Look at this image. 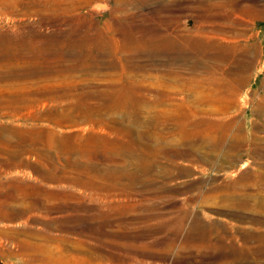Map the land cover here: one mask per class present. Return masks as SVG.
I'll list each match as a JSON object with an SVG mask.
<instances>
[{
  "label": "rangeland",
  "instance_id": "rangeland-1",
  "mask_svg": "<svg viewBox=\"0 0 264 264\" xmlns=\"http://www.w3.org/2000/svg\"><path fill=\"white\" fill-rule=\"evenodd\" d=\"M17 93L0 264H264V0H0Z\"/></svg>",
  "mask_w": 264,
  "mask_h": 264
},
{
  "label": "bare ground",
  "instance_id": "bare-ground-1",
  "mask_svg": "<svg viewBox=\"0 0 264 264\" xmlns=\"http://www.w3.org/2000/svg\"><path fill=\"white\" fill-rule=\"evenodd\" d=\"M114 97V96H112ZM127 101V100H126ZM28 102V99L23 96V95H18L17 94H14V95H10L9 97H3L1 96L0 94V108L4 107L5 108H10V107H20L21 104H25ZM111 104V103H110ZM124 105V104H123ZM79 106V105H78ZM86 110V109H85ZM69 112V111H68ZM18 113V112H17ZM60 114V113H59ZM84 114V113H83ZM62 115V114H61ZM65 116V115H64ZM63 116V117H64ZM76 116V115H75ZM92 117V116H91ZM56 118V117H55ZM80 118V117H79ZM82 118V117H81ZM95 118V117H94ZM59 119V118H58ZM64 119V118H62ZM54 123V122H53ZM66 123V121H65ZM49 125V124H48ZM52 125V124H51ZM50 125V126H51ZM54 127H55V124H54ZM133 127V126H132ZM54 129V128H53ZM125 129V128H124ZM128 129V128H127ZM38 131V130H37ZM11 132V131H10ZM14 132L16 134V139L13 141L11 140L10 141V135H7L8 137H5V138H2L0 139V144H2V149L5 150L6 152L9 150V147L12 146V145H15L16 148L15 149H12L10 150L9 152H7V154L9 153L10 154V157L7 158L6 160V165H10V166H19L21 164H29L24 158H23V153L26 152L27 150H36V151H40L42 150L44 147H47V145L45 144L44 142V147L42 146V140L43 138H40V136L38 135L39 132H37L38 134L36 135L35 132L33 131L31 133V135H26V134H23L21 133L20 131H17V129H14ZM41 132V131H40ZM55 132V131H54ZM190 132V131H189ZM47 133V132H46ZM52 133V132H50ZM58 133V132H57ZM41 135V134H40ZM61 135V134H60ZM3 137V136H0V138ZM43 137V136H42ZM45 137V136H44ZM57 139V138H56ZM15 143V144H14ZM60 143V142H59ZM58 143V145H59ZM54 144V143H53ZM91 146V145H89ZM88 146V147H89ZM81 145L80 144H77V145H72L71 147H68L69 150L71 151H79L81 150L80 149ZM86 147V146H85ZM124 147V146H123ZM82 148V147H81ZM95 148V147H94ZM194 148V147H193ZM61 149V148H60ZM83 149V148H82ZM98 150V149H97ZM44 151V150H42ZM48 151V150H47ZM46 151V152H47ZM85 152V150H84ZM87 154H89V151H87ZM43 156H47L48 157V153H46V155L44 154ZM86 156V155H85ZM113 156V155H112ZM116 156V155H114ZM142 156V155H141ZM90 157V155H89ZM46 158V157H45ZM77 158V157H76ZM81 163L80 160L78 159H75V160H71V164H77L79 165ZM247 164V163H246ZM32 166V164H31ZM241 166V165H240ZM243 167V166H242ZM36 169V168H35ZM78 169V167H77ZM89 168L87 167V170ZM70 171V170H69ZM112 174V173H111ZM94 175V174H93ZM97 175V173H96ZM107 175V174H106ZM109 177V175H108ZM55 181H60L61 179L59 177H54L53 178ZM106 180V179H105ZM100 183L98 184H93L95 186H99ZM20 208H18L19 210ZM16 210V211H18ZM21 212V211H20ZM23 212V210H22Z\"/></svg>",
  "mask_w": 264,
  "mask_h": 264
}]
</instances>
